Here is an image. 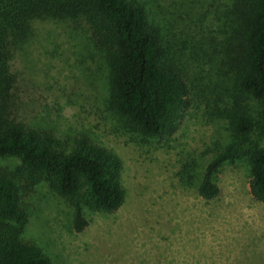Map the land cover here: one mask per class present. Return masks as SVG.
Here are the masks:
<instances>
[{"label": "rangeland", "instance_id": "obj_1", "mask_svg": "<svg viewBox=\"0 0 264 264\" xmlns=\"http://www.w3.org/2000/svg\"><path fill=\"white\" fill-rule=\"evenodd\" d=\"M144 1L188 60L191 104L175 132L162 138L129 131L109 109L105 65L82 28L32 22V35L16 61L23 72L21 93L38 104L28 125L59 136L83 134L116 154L124 197L111 213L84 209L88 225L77 233L67 200L39 182L23 193L29 212L23 238L40 246L50 264H264V203L249 193L244 159L222 164L218 195L209 200L180 186L176 177L182 163L206 161L209 155L202 152L228 135L215 111L222 104L211 95L219 81L208 44L220 39L223 0ZM199 43L209 55L192 59L198 47H191ZM256 142L264 144L252 132L247 143ZM0 164L13 167L19 160L4 158Z\"/></svg>", "mask_w": 264, "mask_h": 264}, {"label": "trees", "instance_id": "obj_2", "mask_svg": "<svg viewBox=\"0 0 264 264\" xmlns=\"http://www.w3.org/2000/svg\"><path fill=\"white\" fill-rule=\"evenodd\" d=\"M222 7L220 39L208 44L219 81L211 95L222 104L215 111L228 135L202 152L209 155L206 161L182 163L176 177L180 186L209 200L218 195L222 164L241 158L250 195L264 203V144L247 143L252 132L264 140V0H223ZM155 17L144 0H0V159L19 160L13 167L0 164V264H50L40 246L23 238L29 218L23 193L33 185L45 182L67 200L77 233L88 225L84 209L111 213L124 197L116 154L83 134L59 136L28 125L38 104L21 93L23 72L16 61L32 35V22L82 28L105 65L109 109L129 131L162 138L177 129L191 104V89L185 52ZM204 44L191 47H198L192 59L209 55Z\"/></svg>", "mask_w": 264, "mask_h": 264}]
</instances>
